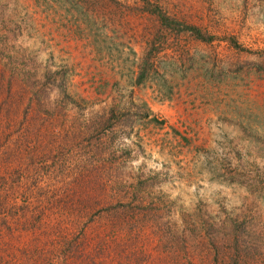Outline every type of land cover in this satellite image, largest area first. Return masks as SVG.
Masks as SVG:
<instances>
[{"label":"rangeland","instance_id":"rangeland-1","mask_svg":"<svg viewBox=\"0 0 264 264\" xmlns=\"http://www.w3.org/2000/svg\"><path fill=\"white\" fill-rule=\"evenodd\" d=\"M149 1L0 0V264H264V0Z\"/></svg>","mask_w":264,"mask_h":264},{"label":"trees","instance_id":"trees-1","mask_svg":"<svg viewBox=\"0 0 264 264\" xmlns=\"http://www.w3.org/2000/svg\"><path fill=\"white\" fill-rule=\"evenodd\" d=\"M144 5L142 8L143 12L149 13L150 15L157 18L158 22V31L153 36L152 42L150 44V48L143 57V61L140 64V72L138 75V85L146 84L147 80L151 78L153 75V71L155 70L156 59L157 55L161 53L164 49V43L167 39L174 40H181V38H191L197 42L211 44L214 43L217 39L214 35H210L208 32L204 31L202 28L190 25L178 18L172 17L168 15L163 9L154 5L149 0H143ZM225 41L229 43L232 47L241 49L235 39L231 37H225ZM1 50V49H0ZM1 52V51H0ZM8 66V65H7ZM7 69V68H4ZM264 70V68H260V71ZM8 88V85H7ZM112 118L119 119V115L114 111L111 112ZM110 119L108 118L105 122V128H107V124L109 123ZM108 126H111L109 124ZM240 221L237 220L238 227L236 229V249H237V256L235 257V264H248V260L251 258V248L249 246L244 245L243 249L240 242L242 239L244 240L248 236L250 239L258 240L259 237L256 235H252L253 231V224H247V222L239 223ZM70 244H64V246L69 247ZM64 248V247H63ZM70 250H73L70 248ZM64 259L67 255H64ZM255 258V256H253Z\"/></svg>","mask_w":264,"mask_h":264}]
</instances>
